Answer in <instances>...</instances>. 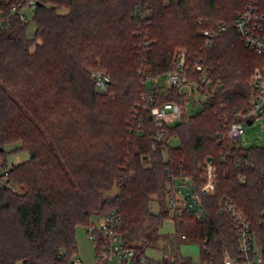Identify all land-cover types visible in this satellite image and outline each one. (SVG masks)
<instances>
[{
  "label": "trees",
  "instance_id": "obj_1",
  "mask_svg": "<svg viewBox=\"0 0 264 264\" xmlns=\"http://www.w3.org/2000/svg\"><path fill=\"white\" fill-rule=\"evenodd\" d=\"M38 2L32 37L28 19L18 15L0 31V168L7 167L8 145L20 143L12 152L29 153L0 175V264H71L77 226L112 211L121 214L122 237L139 254L173 219L178 246L179 232L192 226L184 240L200 247L201 263L223 264L225 249L241 259L236 229L218 209L222 198L245 212L264 252V147L238 152L254 165L243 169L218 138L223 116L232 120L250 108V78L264 63L234 25L246 0ZM180 49L190 74L201 64L221 87L211 106L165 125L158 141L142 97L154 92L150 108L186 104L163 81ZM96 72L110 77L108 92L97 89ZM146 76L152 85H144ZM209 157L218 186L204 199L206 222L173 215L165 206L169 171L201 183Z\"/></svg>",
  "mask_w": 264,
  "mask_h": 264
},
{
  "label": "built area",
  "instance_id": "obj_2",
  "mask_svg": "<svg viewBox=\"0 0 264 264\" xmlns=\"http://www.w3.org/2000/svg\"><path fill=\"white\" fill-rule=\"evenodd\" d=\"M0 0V31L10 25L11 17L18 15L26 20V11H34L38 7V0H6L1 5ZM8 10V15H7ZM235 28L240 34L245 47L264 58V0H246L243 12L235 21ZM220 30H226L222 27ZM212 36V35H210ZM210 46V43L207 44ZM174 70L165 74L163 81L166 88H177L185 97L186 104L180 106L176 103H167L163 106L151 107L155 94L150 89L143 95L144 104L156 129V139L162 141L165 137V125H174L179 122L182 115L187 113V103L191 99L200 98L202 107L211 106L221 83H215L210 78V71L201 64H196L190 74L186 65V51L175 55ZM94 80L97 89L106 93L109 90L110 77L105 72H96ZM151 76H146L144 85H152ZM264 117V63L257 68L250 78V108L246 112H238L232 120L229 115L223 116L218 134L219 143L227 144V154L234 157L236 164L243 169H250L254 165L249 157L242 155L243 148H247L244 141L245 125ZM202 181H196L184 171L171 173L166 184L165 206L175 216H186L198 223L207 220L204 199L215 196L218 180L217 170L213 158H207L201 167ZM1 175V173H0ZM241 183L246 182V176H239ZM6 182L4 179L1 183ZM219 211L229 218L237 232L238 251L241 259L231 256L227 249L223 252V264H264V252L258 246L257 236L252 224L243 210L230 198H222L218 202ZM261 223L264 225V209L261 212ZM123 218L117 211L103 214L92 219L87 226V235L94 246V258L86 263L76 254L71 264H181L179 255H168L163 259H149L146 253L139 254L134 248L127 246L121 228ZM182 239H186L182 235ZM207 264V263H200Z\"/></svg>",
  "mask_w": 264,
  "mask_h": 264
},
{
  "label": "rangeland",
  "instance_id": "obj_3",
  "mask_svg": "<svg viewBox=\"0 0 264 264\" xmlns=\"http://www.w3.org/2000/svg\"><path fill=\"white\" fill-rule=\"evenodd\" d=\"M26 16L29 21L27 34L29 37H32L35 31V24L33 21L34 11H26ZM184 49L177 50L175 55ZM259 68V67H258ZM257 69V68H256ZM200 100V98H199ZM198 99H191L187 103V115L192 116L201 111L202 104ZM177 123V122H176ZM244 143L247 147L259 146L264 147V117L256 121L253 126L245 125V134H244ZM177 141H171V146H176ZM20 146V143H15L8 145L6 151L9 152L6 156V169L0 168V173H4L5 170L10 169L12 166L22 163L29 158V153L26 151H15L12 152L16 147ZM3 160L0 159V162ZM117 193V190H113L112 193H106L105 197H110ZM155 210L158 208V204L154 205ZM174 223L173 219H168L165 221L163 227L160 230L159 238L155 243L146 251V256L149 259H158L161 255L170 254L178 252L180 250L181 254L184 257L192 258L196 264H200V247L196 244H193L192 241L183 240L182 235L189 234L192 235L193 228H182L179 232L181 245L178 250L177 242V233L170 225ZM182 239V240H181ZM76 248L77 254L82 258L86 263H91L94 256V246L93 243L89 240L87 235V226L79 225L76 228ZM23 264V263H18Z\"/></svg>",
  "mask_w": 264,
  "mask_h": 264
},
{
  "label": "crops",
  "instance_id": "obj_4",
  "mask_svg": "<svg viewBox=\"0 0 264 264\" xmlns=\"http://www.w3.org/2000/svg\"><path fill=\"white\" fill-rule=\"evenodd\" d=\"M165 223V222H164ZM164 225V224H163ZM172 227H173V229L175 230V232H176V225H175V222L173 223H171L170 224ZM163 227V226H162ZM161 230V229H160ZM177 242H178V238H177ZM178 245V244H177ZM179 248H180V246H178V250H179ZM172 254H177V255H179V256H181V257H183V258H188V259H190L194 264H196V262L192 259V258H189V257H184V255H182L181 254V252H180V250L178 251V252H174V253H170V254H167V255H165V254H163V255H161L157 260H160V259H163V258H165L166 256H168V255H172ZM199 263H201V250H200V259H199ZM198 264V263H197Z\"/></svg>",
  "mask_w": 264,
  "mask_h": 264
},
{
  "label": "water",
  "instance_id": "obj_5",
  "mask_svg": "<svg viewBox=\"0 0 264 264\" xmlns=\"http://www.w3.org/2000/svg\"><path fill=\"white\" fill-rule=\"evenodd\" d=\"M248 124H249V125H251V124H252V122H249Z\"/></svg>",
  "mask_w": 264,
  "mask_h": 264
}]
</instances>
